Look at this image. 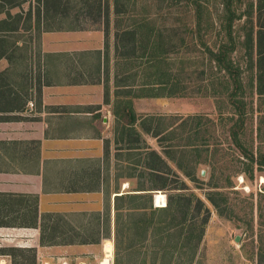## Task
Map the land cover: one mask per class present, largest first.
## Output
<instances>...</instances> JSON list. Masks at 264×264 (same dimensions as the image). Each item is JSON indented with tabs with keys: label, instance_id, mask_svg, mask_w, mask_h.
I'll list each match as a JSON object with an SVG mask.
<instances>
[{
	"label": "rangeland",
	"instance_id": "rangeland-1",
	"mask_svg": "<svg viewBox=\"0 0 264 264\" xmlns=\"http://www.w3.org/2000/svg\"><path fill=\"white\" fill-rule=\"evenodd\" d=\"M74 1L65 4V11L59 16L60 20L53 21L51 25L60 28L103 27L107 32L105 2L101 3L100 15L97 4L82 9V3ZM257 1L259 2L243 0L244 4ZM112 3V0H109L110 23H114L115 18L116 22L118 21L117 41L120 54L124 56L135 54L136 46L137 52L141 53L144 50L139 49L140 44H147L148 49V46L151 48L154 38L160 40V47L157 48L154 58L149 56L150 49H145L143 59H139L140 57L134 59L135 95L141 94L139 91L141 76L147 56L152 62L162 60L159 66L166 71L169 80L179 85V91L173 96L165 95L170 89L168 83L151 87L155 89L154 92H159V96L153 92L155 97H142L143 99L135 97L136 112L145 121L152 119L149 123L152 127L150 133H144L139 126V131L135 129L139 137L135 136L134 151L124 148L123 145L124 149L120 153L124 154L123 164L118 167V174L128 179L129 183L124 192L135 194L133 190L143 186L150 188L154 184L150 181L148 172L142 173L141 176L143 171L140 166L143 164L137 162L148 153L147 148L156 150L161 155L164 150L172 152L171 158L163 157L169 166L167 169H170L166 176L167 186L165 189L152 191V206L161 207L155 204L156 194H162L165 202L166 196L170 197L177 193L185 197L191 196L194 223L198 225L199 230L202 229L201 238L196 242L198 248L193 264H264V257L259 261V254L264 252V96H259L255 87L252 91L247 87L251 74L245 70L246 66L241 57L243 54L238 52L232 55L234 59L238 58L243 68L240 76L246 89L245 94L238 93L235 106L224 96L226 91L224 72H220L218 67L210 62L209 51L217 49L222 37V34L218 36L217 22H213L212 25L203 12L198 28L194 13L190 6L186 5L185 0H120V7L124 13L117 17L113 13ZM9 4L18 6L8 9ZM208 4L211 13L215 14L218 10L215 0L211 3L209 0ZM260 4L263 6L261 11L258 13L255 10L253 14L254 40L258 28H261L264 37V0H261ZM2 6L3 10H8L11 15L4 19L5 15L0 14V28L13 30L15 26L22 27L14 34H9L12 31H0V51L12 47L15 39L23 42L27 38V29L30 26L27 23L28 14L36 7L32 0H0V9ZM136 23L140 27L145 25V29L151 32L150 39L147 34L143 35L140 32V28L135 30ZM241 23H236V27ZM129 30L131 34L126 35L125 32ZM240 34H243L242 30ZM24 44L25 42L22 45ZM15 56L16 59H20L19 52ZM19 59L17 64L21 62ZM25 63L15 65L16 69L13 68L8 78L3 75V71L0 72V83L4 84L10 80L24 88L26 83L24 77L27 76V72L23 70ZM160 87L164 90L160 91ZM233 112L242 115L238 116ZM156 132L158 137L154 135ZM233 132H236L237 138L239 137V143H235ZM140 153L144 155H136ZM251 156L253 159H250ZM213 186L217 188L214 189ZM210 191L221 193L215 196L218 208L206 199ZM197 200L202 201L199 212ZM134 201L137 204L149 205L146 200L140 203L138 200ZM181 211H176L175 217L182 221L184 216ZM123 214L118 230L115 231L114 224L107 222L106 227H111V230L104 231V234L102 232L104 237L102 239L99 236L100 225L95 216H92V219H84L81 216L74 218L73 224L79 226L81 230L65 234L72 238V241L93 242L94 246L90 252L87 247L86 251L89 253L85 255L75 253L74 256L77 258L73 259L72 264H101L106 256L104 245L107 242H111L112 245L110 264H169L173 261L174 264H186L190 254L184 253L181 249L171 255L168 246L158 240L155 242L151 239L150 233L147 234L146 241L140 239L138 235L135 236V232L132 235L133 231L129 236L123 227L127 220ZM131 222H135V216L131 217ZM187 222L184 224L186 227ZM56 233V241H59L63 230ZM199 233L197 230L196 234ZM155 244L164 245L166 249L162 248L154 254L157 248L152 249V246ZM32 262L33 252L13 251L11 264Z\"/></svg>",
	"mask_w": 264,
	"mask_h": 264
},
{
	"label": "crops",
	"instance_id": "crops-1",
	"mask_svg": "<svg viewBox=\"0 0 264 264\" xmlns=\"http://www.w3.org/2000/svg\"><path fill=\"white\" fill-rule=\"evenodd\" d=\"M32 3L25 44L15 39L0 58L7 78L22 62L27 72L24 88L0 84V264L17 250L33 252L32 264H72L94 246L65 234L81 230L74 218L95 216L102 239L107 222L115 227V198L130 194L118 167L123 149L135 150L141 119L135 55L120 54L116 18L107 32L54 27L64 9L45 14Z\"/></svg>",
	"mask_w": 264,
	"mask_h": 264
},
{
	"label": "trees",
	"instance_id": "trees-1",
	"mask_svg": "<svg viewBox=\"0 0 264 264\" xmlns=\"http://www.w3.org/2000/svg\"><path fill=\"white\" fill-rule=\"evenodd\" d=\"M38 3H43V11L45 14H48L50 10L52 9L55 13H61L66 5H68L70 2H73L74 0H67L66 2H63V0H35ZM82 4L83 7L87 8L88 6L97 4L98 7V14L101 13V3L105 2V19L107 22L108 16H109V0H78ZM257 1V3L248 2L245 3L243 0H215L216 4L218 5V10L215 14L211 13L210 5L208 4L209 0H185L186 5L190 6V10L194 13L195 19H196V25H198V28H200V22L202 21L201 18L203 17V12L206 14L207 20H210V23L217 22L218 23V36L221 39L219 40L218 47L215 51H209L210 52V62H212L216 67H218L220 72H224L223 76L226 78V86H225V94L224 96L230 100L232 104L237 106V102L235 101L238 93L245 94V85L242 81V78L240 76L241 70L243 69L239 63L238 58H233L232 55H236L238 52L243 54L241 57H243L244 64L246 66L245 70L250 72L249 81L247 84V87L250 89V91L256 90V93L259 94V96H264V67H262V64H264V37H262L261 34V28H258L256 33V38L254 40V32H253V14L255 13V10L259 13L262 9V4H260ZM75 2V1H74ZM113 5V13L117 17V15L124 13L122 8L120 7V0H112ZM184 2V1H183ZM212 0H210V3ZM190 3V4H188ZM66 4V5H65ZM49 5V6H48ZM53 5V6H52ZM17 5H10L8 9H12ZM51 6V7H50ZM0 9V14H4V19L6 16L10 17V13L5 10H3V6ZM51 8V9H48ZM65 11V10H64ZM8 12V13H7ZM101 15V14H100ZM3 20V19H2ZM116 22V21H115ZM239 27H236V23H240ZM19 23V20H17L16 24ZM199 23V24H198ZM2 24H5V22H2ZM144 24V23H143ZM108 26V24H107ZM117 31L119 30L118 21L116 22ZM140 28V32L147 36L151 37V32L148 31V29H145V25L140 27L138 26V23L135 24V30ZM197 28V29H198ZM19 30V25L15 26L13 30H10L9 28H0V31L5 32H16ZM242 30L243 34H240V31ZM125 34H131V31H126ZM118 36V34H117ZM147 37V38H148ZM149 37V39H150ZM160 40L158 38H154L152 40L151 48L148 46L149 56L154 58V55L156 54V50L158 47H160ZM145 47V48H144ZM140 50H144L141 53L137 52V46L135 48V59H143L145 56V49H147V44L144 45V43L140 44L139 47ZM147 54V53H146ZM3 51L0 53V58L2 57ZM256 55V58H255ZM131 56V55H130ZM147 56V62L144 66L143 75L141 76V89L139 90L141 94L139 97H155L153 92L155 89L151 87H155L156 85L163 86L170 84V89L165 92L166 94H169L173 96V94L177 93L179 91V85L177 86V83L174 81L169 80L167 77L168 74L165 70H163L162 67L159 65L161 64L162 60H155L152 62L151 58ZM256 75V77H255ZM1 85L3 83H0ZM151 89H149V88ZM161 88V87H160ZM160 91L164 90L163 88L159 89ZM157 91V90H156ZM157 96H159V92H154ZM253 93V92H252ZM156 96V97H157ZM137 97V95H135ZM234 113V112H233ZM238 116H241L240 113H234ZM149 120V121H148ZM144 120L136 118L135 116V127L136 124L139 121V127L144 133H150V129L152 127L150 119ZM136 129V128H135ZM138 131V130H137ZM139 134L135 130V136H138ZM155 137H158V132H156ZM139 137V136H138ZM233 138L235 143H239L240 139L237 138L236 132H233ZM148 153H145V156L137 161L138 164L142 162V166H140L141 170V176L142 173L148 172L150 181L153 182L151 184V187H140L139 189L135 190V194H123L120 196H117L115 198L114 203V211H115V231L118 230V226L121 220L122 214L125 215L127 220L124 222L123 227H125L126 232L130 233L133 231L132 235L135 232V236L138 235L140 239L143 241H146L147 234L150 233L151 239H153L155 242H164L165 245L168 246L170 250V254H175V251L178 250H184V253L190 254V257L188 258L186 264H193L194 257L196 255V250L198 248V242L201 238L202 232L199 230L198 225L194 223L195 216L193 215L191 211V196L185 197V195L177 193L173 196L167 197V204L165 207H153L152 206V191L154 190H162L165 189L167 186V179L166 176L169 174L170 169L167 165L166 158H171V153L168 150H164L162 152V155L158 153L156 150H153L151 148H147ZM138 156L144 155L142 153L136 154ZM164 157V158H163ZM253 159L251 156L250 159ZM260 164V163H259ZM166 170V171H165ZM189 175V174H185ZM190 176V175H189ZM214 189H216V186H213ZM175 190H179L180 188H174ZM219 191H210L207 194V201L212 204L214 207L218 208V204L215 201V196L220 195ZM133 200H138V203L143 202L142 200H146L149 205L144 204H137ZM197 210L199 212V209L201 207L202 201L197 200ZM183 202V204H181ZM184 207V208H183ZM182 210L183 218L181 220H177L175 217L176 211ZM196 216L198 214H195ZM135 216V222H131V217ZM109 216H107L108 218ZM188 221V222H187ZM187 222V227L184 226ZM186 227V228H185ZM199 231V234H196V231ZM158 240V241H156ZM183 242L182 244H179L178 242ZM195 241V243H193ZM155 249L154 254L158 253V250L161 251L166 249V246H160L159 244H155L152 246ZM162 250V251H163ZM136 251V250H135ZM173 253V254H172ZM180 253L177 252V254ZM264 257L263 254H259V261H262V258ZM264 260V259H263ZM155 263V262H153ZM174 264L175 262H169V264Z\"/></svg>",
	"mask_w": 264,
	"mask_h": 264
},
{
	"label": "bare ground",
	"instance_id": "bare-ground-1",
	"mask_svg": "<svg viewBox=\"0 0 264 264\" xmlns=\"http://www.w3.org/2000/svg\"><path fill=\"white\" fill-rule=\"evenodd\" d=\"M155 204H156V206H161V207L166 206V202H165L164 196L162 194H156L155 195ZM111 248H112L111 242H107L104 245V252H105L106 256L102 260L101 264H110L109 257L111 256Z\"/></svg>",
	"mask_w": 264,
	"mask_h": 264
},
{
	"label": "built area",
	"instance_id": "built-area-1",
	"mask_svg": "<svg viewBox=\"0 0 264 264\" xmlns=\"http://www.w3.org/2000/svg\"><path fill=\"white\" fill-rule=\"evenodd\" d=\"M30 106L32 107V104H30Z\"/></svg>",
	"mask_w": 264,
	"mask_h": 264
}]
</instances>
